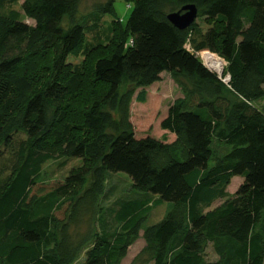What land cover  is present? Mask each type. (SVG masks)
Masks as SVG:
<instances>
[{
	"label": "trees",
	"instance_id": "trees-1",
	"mask_svg": "<svg viewBox=\"0 0 264 264\" xmlns=\"http://www.w3.org/2000/svg\"><path fill=\"white\" fill-rule=\"evenodd\" d=\"M12 1L0 0V140L8 143L17 130L26 140L12 174L0 181L2 264H74L84 251L81 264H120L164 202L172 208L144 232L154 264H220L205 260L203 244L224 238L230 259L264 264V237L254 232L264 215V108L255 104L264 98V0H128L127 23L117 18L112 42L90 50L83 76L67 58L84 28L74 17L71 28L62 26L77 1L25 2L34 27L6 9ZM114 3L96 9L112 14ZM187 4L206 16L200 40L196 22L182 30L168 19ZM188 40L227 62L231 87L185 48ZM163 72L174 75L185 98L168 107L157 129L138 133L132 106L145 103L147 92L135 97L133 85L151 86ZM214 138L229 150L211 164ZM63 149L92 164L41 182L44 163ZM109 172L128 175L144 196L101 210ZM87 175L91 184L80 193ZM235 176L244 178L239 199L203 212Z\"/></svg>",
	"mask_w": 264,
	"mask_h": 264
},
{
	"label": "rangeland",
	"instance_id": "rangeland-1",
	"mask_svg": "<svg viewBox=\"0 0 264 264\" xmlns=\"http://www.w3.org/2000/svg\"><path fill=\"white\" fill-rule=\"evenodd\" d=\"M27 1L32 3L36 2V0H13L12 2L6 3V9L18 10L21 14V20L34 27L35 21L27 17L23 9L24 4ZM76 1V7L72 13H69L64 17L62 26L65 29L71 28L72 18L74 17L84 28L85 34L82 44L67 58L70 68L73 71H79V75L83 76L87 75V55L90 50L97 46L106 47L112 42L114 38V30L117 27L115 26L117 18H119L121 23L125 25L131 14L134 3L128 0H115L114 12L112 14H103L96 8L99 6V4L106 3L107 0ZM206 20L207 19L203 11L199 9L196 20V32L194 35L197 40H200L201 33L208 27ZM30 37L31 35L25 38L21 37L22 41L19 40L20 43L16 42L13 45V52L18 53L20 51L19 48L29 45ZM225 65L226 64H224V66ZM133 87L135 97L140 96L144 93V91L147 92V101L145 103L134 102L132 106L134 125L138 133L142 132L146 134L147 132H152L154 129H157L168 107L172 103L185 98L181 86L175 82L174 75L170 72H163L161 74V79L153 83L151 86L140 87L139 85L135 84ZM128 89L129 82L125 81L120 92L123 93ZM226 95H229L230 97L233 96L227 90ZM255 104L260 108H264V98L260 99L258 102H255ZM103 109L107 111L110 110L108 106H104ZM0 112L3 111L0 110ZM113 114L117 118L119 117L117 111H113ZM138 135L142 136L143 134ZM25 140L26 134L19 130L12 134V140H10L8 143H6L4 140H0L1 182H4V180H6L12 174L15 165L20 159V151ZM212 149L213 158L211 160V164H214L223 154L229 150V146L219 141L217 138H214ZM91 162V160L85 158L75 157L64 150L63 154L60 156L57 155L54 159H50L44 163L39 180L41 182H50L54 179H65L74 171L87 165H91ZM243 181V177H233L231 181L223 187L224 195L219 196L209 204L202 205L201 210L203 212L212 210L223 205L228 199L238 200L239 197L237 196V191ZM90 184L91 175H87L83 182L78 185L80 190L79 192L83 193L90 186ZM140 196H144V194L133 188L132 181L128 175L125 173L109 172L107 174L105 193L100 199L99 208H102L101 210L107 212L108 209L112 208L115 202L118 200ZM153 198H158V196H153ZM172 205L173 203L171 202H164L163 204L154 208L147 215L145 221L143 222L139 236L129 247L127 255L121 259L120 264H154L153 259L149 257V252L145 251V249L149 250L151 247L144 237V232L147 227L162 221L168 211L172 208ZM86 217L88 220V215H86ZM107 218L109 225L112 226V228L116 227L113 220L111 218L109 219L108 214ZM83 228L86 229V225H84ZM254 232L260 233L264 237V215L261 223L256 225ZM227 244L228 240L226 238L213 242H205L203 244V254L205 260L207 262H218L220 264H243L238 259H230L228 250L225 247ZM139 256L140 259H137ZM85 259L86 251L81 254L79 259L74 264H81ZM0 264H2L1 259Z\"/></svg>",
	"mask_w": 264,
	"mask_h": 264
},
{
	"label": "water",
	"instance_id": "water-1",
	"mask_svg": "<svg viewBox=\"0 0 264 264\" xmlns=\"http://www.w3.org/2000/svg\"><path fill=\"white\" fill-rule=\"evenodd\" d=\"M199 9L195 4H187L180 10L168 14L169 21L179 29L191 27L197 20Z\"/></svg>",
	"mask_w": 264,
	"mask_h": 264
},
{
	"label": "built area",
	"instance_id": "built-area-1",
	"mask_svg": "<svg viewBox=\"0 0 264 264\" xmlns=\"http://www.w3.org/2000/svg\"><path fill=\"white\" fill-rule=\"evenodd\" d=\"M131 43H132V41H131ZM185 48H186L188 51H190L191 53H193L196 57H198L199 59H201V61H202L204 64L206 63L205 58H204V55H206V54H213V55H216L217 58L223 60V63L226 64V65L224 66V71H223L222 73H218L217 71H215V72H216V73H215L214 70H211L206 64H205V65L209 68V70H211L212 72H214V73L217 75L218 79H219L222 83H224V84H225L226 86H228V87H231V85H230V82H231V75H230L229 72H226L227 62H226L223 58H221L218 54H216V53H214V52H212V51H210V50L196 51V50L194 49V47L191 45L190 40H188V41L186 42V44H185Z\"/></svg>",
	"mask_w": 264,
	"mask_h": 264
},
{
	"label": "bare ground",
	"instance_id": "bare-ground-1",
	"mask_svg": "<svg viewBox=\"0 0 264 264\" xmlns=\"http://www.w3.org/2000/svg\"><path fill=\"white\" fill-rule=\"evenodd\" d=\"M206 65L214 71L218 73H222L224 71V63L223 60L217 58L216 55L213 54H206L204 55Z\"/></svg>",
	"mask_w": 264,
	"mask_h": 264
}]
</instances>
